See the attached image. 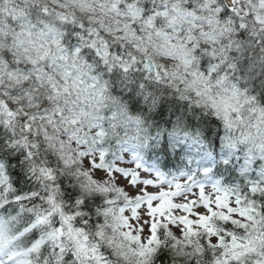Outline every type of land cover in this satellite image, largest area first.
<instances>
[{
  "label": "clouds",
  "instance_id": "1",
  "mask_svg": "<svg viewBox=\"0 0 264 264\" xmlns=\"http://www.w3.org/2000/svg\"><path fill=\"white\" fill-rule=\"evenodd\" d=\"M0 264H264V0H0Z\"/></svg>",
  "mask_w": 264,
  "mask_h": 264
}]
</instances>
